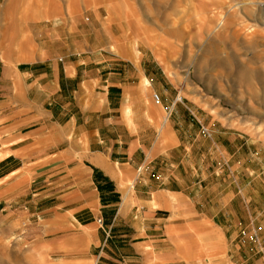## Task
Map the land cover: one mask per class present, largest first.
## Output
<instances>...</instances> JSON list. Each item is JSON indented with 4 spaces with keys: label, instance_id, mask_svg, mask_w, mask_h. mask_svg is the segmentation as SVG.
I'll return each instance as SVG.
<instances>
[{
    "label": "rangeland",
    "instance_id": "rangeland-1",
    "mask_svg": "<svg viewBox=\"0 0 264 264\" xmlns=\"http://www.w3.org/2000/svg\"><path fill=\"white\" fill-rule=\"evenodd\" d=\"M52 63L66 64L87 89L108 95L110 74L124 81L143 74V64L142 83L148 80L153 99L159 95L154 104L164 105V118L179 98L182 127L208 140L229 132L236 144L241 137L246 154L254 147L259 213L257 221L230 222V256H264V0H0V264H142L144 217L135 215L140 201L124 198L128 185L117 181L122 169L110 168V177L85 152L79 158L86 172L70 173L72 162L62 167L65 160L45 148L28 150L33 139L17 152L11 147L28 129L43 128L33 122L45 111L57 119L62 106L64 112L73 108L72 99L69 105L59 100L61 91L48 100ZM96 108L86 114L84 130L93 148L105 145L107 152L112 136L92 131L100 123ZM82 142L88 150L87 138ZM79 193L84 197L76 201Z\"/></svg>",
    "mask_w": 264,
    "mask_h": 264
},
{
    "label": "crops",
    "instance_id": "crops-1",
    "mask_svg": "<svg viewBox=\"0 0 264 264\" xmlns=\"http://www.w3.org/2000/svg\"><path fill=\"white\" fill-rule=\"evenodd\" d=\"M58 64L48 65L53 78L49 81L50 89L46 88V95L52 102V96L61 91L59 100L67 101L69 105L68 99H72L73 108L64 112L66 106H62L57 119H53L52 111H45V116L33 122L34 126L43 128L28 129L24 137L11 143L15 152L20 143L33 139L28 150L34 146L45 148L49 156L65 160L60 166L69 168L74 164L70 173L86 172L84 158H79L85 152L88 161L94 167L108 170L110 177L111 170L122 169L123 177L120 175L117 181L128 185L124 198L140 201L135 215L144 217L146 239L139 258L142 264H247L250 259H256L255 264H264V256L246 259L230 256V222L234 217L236 220L241 217L246 222L257 221L259 213V201L255 199L252 186L258 176L259 163L254 147H247L246 154L241 137L236 144L228 138L229 132L222 140L215 133L208 140L200 137L191 126L182 127L179 98L171 102L173 113L164 118V105L154 104L161 101H155L150 95L148 80L142 83V77H146L143 64L138 70L143 74L126 75L124 81L120 74H110L112 95H108L109 90L96 92L94 86L87 89L89 87L79 82L76 72L70 73L69 66ZM59 66L64 75L59 73ZM68 80L74 85L72 94H69ZM100 81L101 77H98L97 83ZM105 102L114 107L103 111ZM95 108L100 123L97 129L93 128V133L100 134L103 129L112 136L107 152L105 145L93 148L91 134L84 130L86 114ZM191 116L186 114V119L193 120ZM168 120L169 127L165 128L163 121L165 124ZM29 122L33 126L32 119ZM21 129L20 126L19 135L23 134ZM85 137L89 141L88 150L82 142ZM72 154L73 158L77 157L73 161L65 158ZM198 158L199 165L195 163ZM140 167L147 170L138 171ZM17 173L14 170L7 178ZM89 185L92 186V179ZM83 197L79 193L76 201ZM133 209V206L125 208V213ZM122 212V207L116 211L112 230Z\"/></svg>",
    "mask_w": 264,
    "mask_h": 264
},
{
    "label": "built area",
    "instance_id": "built-area-1",
    "mask_svg": "<svg viewBox=\"0 0 264 264\" xmlns=\"http://www.w3.org/2000/svg\"><path fill=\"white\" fill-rule=\"evenodd\" d=\"M154 100H155V101H160V97H159L158 94H154ZM254 238L257 239V236L255 235Z\"/></svg>",
    "mask_w": 264,
    "mask_h": 264
}]
</instances>
